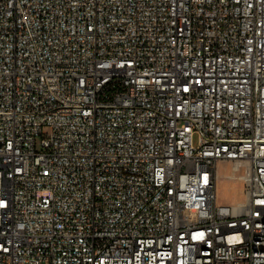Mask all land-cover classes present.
Instances as JSON below:
<instances>
[{
  "label": "built area",
  "instance_id": "1",
  "mask_svg": "<svg viewBox=\"0 0 264 264\" xmlns=\"http://www.w3.org/2000/svg\"><path fill=\"white\" fill-rule=\"evenodd\" d=\"M0 264H264V0H0Z\"/></svg>",
  "mask_w": 264,
  "mask_h": 264
},
{
  "label": "rangeland",
  "instance_id": "2",
  "mask_svg": "<svg viewBox=\"0 0 264 264\" xmlns=\"http://www.w3.org/2000/svg\"><path fill=\"white\" fill-rule=\"evenodd\" d=\"M197 143V136L194 139ZM217 180V203L220 205H234L244 199L243 183L233 177L231 164L219 162Z\"/></svg>",
  "mask_w": 264,
  "mask_h": 264
},
{
  "label": "bare ground",
  "instance_id": "3",
  "mask_svg": "<svg viewBox=\"0 0 264 264\" xmlns=\"http://www.w3.org/2000/svg\"><path fill=\"white\" fill-rule=\"evenodd\" d=\"M233 174V173H232Z\"/></svg>",
  "mask_w": 264,
  "mask_h": 264
}]
</instances>
